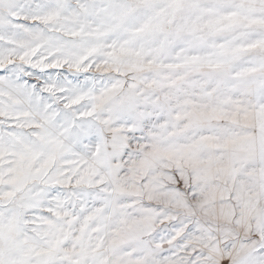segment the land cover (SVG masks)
Segmentation results:
<instances>
[{
	"label": "rangeland",
	"instance_id": "374dc122",
	"mask_svg": "<svg viewBox=\"0 0 264 264\" xmlns=\"http://www.w3.org/2000/svg\"><path fill=\"white\" fill-rule=\"evenodd\" d=\"M264 264V0H0V264Z\"/></svg>",
	"mask_w": 264,
	"mask_h": 264
},
{
	"label": "bare ground",
	"instance_id": "6f19581e",
	"mask_svg": "<svg viewBox=\"0 0 264 264\" xmlns=\"http://www.w3.org/2000/svg\"><path fill=\"white\" fill-rule=\"evenodd\" d=\"M148 264H151V263H148Z\"/></svg>",
	"mask_w": 264,
	"mask_h": 264
}]
</instances>
